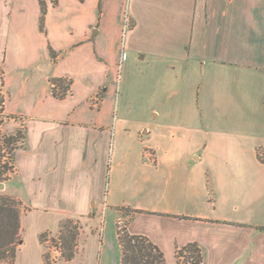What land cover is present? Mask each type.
Listing matches in <instances>:
<instances>
[{"label": "crops", "instance_id": "obj_1", "mask_svg": "<svg viewBox=\"0 0 264 264\" xmlns=\"http://www.w3.org/2000/svg\"><path fill=\"white\" fill-rule=\"evenodd\" d=\"M45 1L43 33L38 0H0L3 114L26 129L17 197L38 238L80 220L83 252H108L107 212L120 264L122 221L166 264L192 245L199 264H264V0Z\"/></svg>", "mask_w": 264, "mask_h": 264}, {"label": "rangeland", "instance_id": "obj_2", "mask_svg": "<svg viewBox=\"0 0 264 264\" xmlns=\"http://www.w3.org/2000/svg\"><path fill=\"white\" fill-rule=\"evenodd\" d=\"M4 47H0V80L3 77V59H4ZM1 111V107H0ZM0 134L11 136L15 133L11 132V128L8 127L10 122H16L18 129H24L22 120L19 118H9L4 114H0ZM9 149H5L2 154L5 155L3 161H7L9 157ZM11 173V172H10ZM18 176L15 170L12 171L10 177L0 182V198L12 197L20 201V216L22 224L21 239L23 243L19 246L17 251L16 264H120L121 253L115 242V225L109 213H101V223L96 228L97 233H101L99 230L103 227V238L100 236V242H104L107 245L108 252L102 253L101 250L90 248L83 252L82 237L85 234L84 225L80 220H66L63 221L57 232L47 231L42 233L38 238L35 224H33L34 214L25 215L24 213L28 209L23 205V202L17 197ZM71 222V225H68ZM69 226V227H68ZM126 230V222L122 221L121 224H117V235L119 236ZM74 241L71 240L72 237ZM104 239V240H102ZM40 243L43 245H40ZM56 247L60 251L52 250ZM102 248V247H101ZM73 253V259L68 261L67 256ZM189 257V256H187ZM177 264H180L178 256L176 254Z\"/></svg>", "mask_w": 264, "mask_h": 264}, {"label": "trees", "instance_id": "obj_3", "mask_svg": "<svg viewBox=\"0 0 264 264\" xmlns=\"http://www.w3.org/2000/svg\"><path fill=\"white\" fill-rule=\"evenodd\" d=\"M41 6L40 29L45 33V18L47 14V3L45 0H38ZM83 1V0H79ZM50 55L55 60L56 52L50 48ZM53 94L58 99H64L70 93L71 81L63 78H53ZM3 85V77L1 76ZM5 99L0 93V114L4 111ZM9 118H15L9 116ZM1 125V121H0ZM26 129H18L11 136L0 134V182L10 177L15 170L16 151L24 147L26 143ZM9 149L7 161H3L5 155L2 152ZM264 162V161H263ZM11 172V173H10ZM20 201L12 197L0 198V264H16L17 251L23 243L21 239L22 223L20 216ZM72 223L69 222L68 225ZM69 227V226H68ZM74 236L71 240L74 241ZM119 242L122 247L121 264H166L165 257L160 249L153 244L147 237L142 235H132L127 230L119 236ZM194 258L195 263L199 264L202 256L196 245L186 248ZM71 252L67 258L68 261L73 259Z\"/></svg>", "mask_w": 264, "mask_h": 264}, {"label": "built area", "instance_id": "obj_4", "mask_svg": "<svg viewBox=\"0 0 264 264\" xmlns=\"http://www.w3.org/2000/svg\"><path fill=\"white\" fill-rule=\"evenodd\" d=\"M129 24H130V18L127 16L126 17V30L129 28ZM127 58V54L126 52L124 51V49L122 50V53H121V57H120V62H119V72H120V75H119V80H121V73H122V70H123V63L125 62ZM259 157L262 161H264V147L260 148L259 149ZM121 224V223H119ZM59 250L54 246L51 251L53 250H56V251H60V247H58ZM177 256H178V260L180 262V264H194L195 263V260L194 258H192V255L190 254V252H188L187 249H180L178 252H177ZM189 256V257H187Z\"/></svg>", "mask_w": 264, "mask_h": 264}]
</instances>
